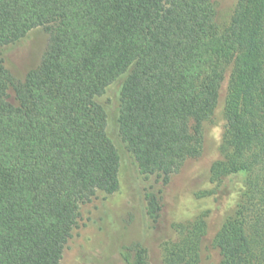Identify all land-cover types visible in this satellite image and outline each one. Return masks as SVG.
Masks as SVG:
<instances>
[{
  "label": "trees",
  "instance_id": "1",
  "mask_svg": "<svg viewBox=\"0 0 264 264\" xmlns=\"http://www.w3.org/2000/svg\"><path fill=\"white\" fill-rule=\"evenodd\" d=\"M216 16L214 0H0V264H62L81 205L119 190L100 101L118 77L122 139L140 174L168 183L201 154L231 63L229 150L210 172L216 193L245 191L215 243L220 264H264V0H238L226 27ZM40 26L47 48L18 81L1 49ZM146 201L158 224L160 200ZM176 229L164 264H199L205 221ZM130 250L127 264H150L142 242Z\"/></svg>",
  "mask_w": 264,
  "mask_h": 264
},
{
  "label": "rangeland",
  "instance_id": "2",
  "mask_svg": "<svg viewBox=\"0 0 264 264\" xmlns=\"http://www.w3.org/2000/svg\"><path fill=\"white\" fill-rule=\"evenodd\" d=\"M217 22L230 24L238 0H214ZM49 33L44 27L32 29L19 41L1 49L6 67L18 81L36 68L47 48ZM233 63L220 90V99L213 116L204 123L201 154L188 159L168 183L162 177L140 174L133 155L123 141L118 115L121 90L128 73L121 75L100 97L108 112V133L121 155L119 190L113 194L99 192L91 202L81 205L80 225L66 245L62 264H127L134 260L133 243L142 242L148 251L150 264H164L165 247L169 241L179 239L177 225L202 218L206 233L202 239L200 263L220 264L221 253L215 237L228 217L232 216L245 191L238 181L229 192L216 193L217 182L211 180V167L224 159L227 141L225 106ZM11 99L14 90H9ZM155 193L162 207L158 224H153L146 213V194Z\"/></svg>",
  "mask_w": 264,
  "mask_h": 264
}]
</instances>
